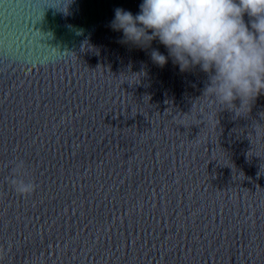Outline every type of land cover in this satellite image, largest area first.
Returning a JSON list of instances; mask_svg holds the SVG:
<instances>
[{"label":"water","instance_id":"water-1","mask_svg":"<svg viewBox=\"0 0 264 264\" xmlns=\"http://www.w3.org/2000/svg\"><path fill=\"white\" fill-rule=\"evenodd\" d=\"M141 3L0 0V264H264V95L210 109L110 28Z\"/></svg>","mask_w":264,"mask_h":264},{"label":"clouds","instance_id":"clouds-1","mask_svg":"<svg viewBox=\"0 0 264 264\" xmlns=\"http://www.w3.org/2000/svg\"><path fill=\"white\" fill-rule=\"evenodd\" d=\"M109 26L124 44L146 49L158 40L168 55H150L160 67L171 59L182 73L199 68L208 76L200 99L210 109L237 115L264 95V0H142L136 15L114 9ZM11 163L8 183L31 196L37 185L29 168L19 158Z\"/></svg>","mask_w":264,"mask_h":264}]
</instances>
